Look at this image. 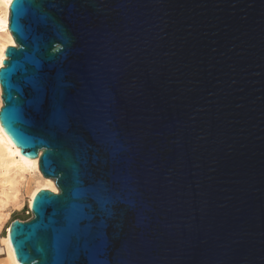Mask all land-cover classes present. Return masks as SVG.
Listing matches in <instances>:
<instances>
[{"label": "water", "instance_id": "water-1", "mask_svg": "<svg viewBox=\"0 0 264 264\" xmlns=\"http://www.w3.org/2000/svg\"><path fill=\"white\" fill-rule=\"evenodd\" d=\"M8 19L3 129L59 188L11 222L20 264H264V0H23Z\"/></svg>", "mask_w": 264, "mask_h": 264}, {"label": "bare ground", "instance_id": "bare-ground-1", "mask_svg": "<svg viewBox=\"0 0 264 264\" xmlns=\"http://www.w3.org/2000/svg\"><path fill=\"white\" fill-rule=\"evenodd\" d=\"M10 4V0H0V67L4 66L3 60L7 58L5 46H18L8 27ZM1 95L0 84V108L3 105ZM40 155L35 158L22 156L19 147L13 145L4 129L0 128V264H20L9 239L11 222L6 226V233L1 234L11 210L20 209L24 195L28 197L31 206L39 190L46 188L59 192L55 179L44 176L40 171Z\"/></svg>", "mask_w": 264, "mask_h": 264}, {"label": "snow or ice", "instance_id": "snow-or-ice-1", "mask_svg": "<svg viewBox=\"0 0 264 264\" xmlns=\"http://www.w3.org/2000/svg\"><path fill=\"white\" fill-rule=\"evenodd\" d=\"M10 3H14L17 8V15H19L20 10L23 8V0H10ZM13 30L17 33H20V28L14 24ZM21 39H23V35L21 33ZM8 47L7 45L5 46ZM14 47V45H13ZM14 65L10 66L9 68L4 69V71L0 72V84H4L9 89L11 88V84L9 83V77L11 72L13 71ZM6 100L11 101L12 97L10 92L5 97ZM18 110L12 107H6L3 113H0V128L6 127L9 132L15 134V129L13 127V116ZM22 144L24 141L22 138L17 137ZM25 148L28 147L27 144H24ZM76 217L74 214H70L68 217V227L63 231L62 234L56 236V243H55V252L57 260H59L60 256L65 253L68 247L72 244V236H76L77 243H79L81 237L77 234L75 229L76 224ZM16 226L19 227V222H16ZM85 243L87 244V240L85 239ZM21 244L20 241H17V246L19 247ZM23 258V257H22Z\"/></svg>", "mask_w": 264, "mask_h": 264}, {"label": "rangeland", "instance_id": "rangeland-1", "mask_svg": "<svg viewBox=\"0 0 264 264\" xmlns=\"http://www.w3.org/2000/svg\"><path fill=\"white\" fill-rule=\"evenodd\" d=\"M30 210H31V207H30L29 202H28V197H26L24 195L22 197V203H21L20 209L11 210L9 219L6 222H4V224H3V228H2V233L1 234L4 235L6 233V226L10 222H12L14 219L28 220L29 218H31L32 214L29 213Z\"/></svg>", "mask_w": 264, "mask_h": 264}, {"label": "built area", "instance_id": "built-area-1", "mask_svg": "<svg viewBox=\"0 0 264 264\" xmlns=\"http://www.w3.org/2000/svg\"><path fill=\"white\" fill-rule=\"evenodd\" d=\"M29 213H31V214H32L31 210L29 211Z\"/></svg>", "mask_w": 264, "mask_h": 264}]
</instances>
